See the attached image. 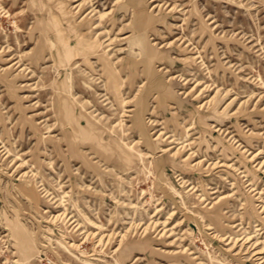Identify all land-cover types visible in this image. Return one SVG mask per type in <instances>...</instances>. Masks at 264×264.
<instances>
[{"label": "rangeland", "instance_id": "374dc122", "mask_svg": "<svg viewBox=\"0 0 264 264\" xmlns=\"http://www.w3.org/2000/svg\"><path fill=\"white\" fill-rule=\"evenodd\" d=\"M0 264H264V0H0Z\"/></svg>", "mask_w": 264, "mask_h": 264}]
</instances>
